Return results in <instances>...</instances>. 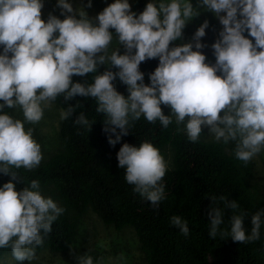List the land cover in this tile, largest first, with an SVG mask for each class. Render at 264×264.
I'll use <instances>...</instances> for the list:
<instances>
[{"label": "clouds", "instance_id": "1", "mask_svg": "<svg viewBox=\"0 0 264 264\" xmlns=\"http://www.w3.org/2000/svg\"><path fill=\"white\" fill-rule=\"evenodd\" d=\"M57 6L62 16L73 13L66 0H58ZM202 6L223 27L211 45L213 65L205 63L206 56L200 51L207 21L196 30L194 44L169 48L170 43L181 41L186 24L200 14L189 0L150 2L138 16L131 12L128 0H115L95 21L80 10L79 18L66 15L60 20L50 14L47 22L41 19V0H0V173L15 181L18 174L13 169L31 171L40 165L41 146L25 124L40 122L44 107L58 97L68 101L76 96L95 99L96 112L106 117L104 131L115 136L109 137V145L128 135L130 126L141 117L150 124L159 121L165 129L175 118L178 126H184L177 131H184L191 142L199 140L202 127L209 129L216 142H234L235 158L247 165L264 150V0H198L197 8ZM221 12L225 15L220 16ZM110 29L125 54L116 48L109 54L114 40ZM246 30L255 43L245 38ZM156 58L159 64L145 86L139 65ZM98 65L118 71L94 75L90 85L72 82L73 76L95 74ZM117 78L127 86V98L115 90ZM161 105L170 108L168 116ZM15 108L21 110L23 120L5 111ZM73 111L72 107L65 109L61 119H68ZM74 123L88 131L93 124L83 112ZM116 158L118 167L125 170L126 182L158 207L165 198L161 181L167 171L159 149L149 142L139 147L124 143ZM11 181L0 186V250H10L15 261L31 264L36 248L64 209L41 194L38 180L19 191ZM219 199L225 202L226 196ZM224 206L233 215L230 231L221 232L222 236L240 244L260 239L264 210L251 217V233L246 234V214L239 212V204ZM222 215L223 209L211 208L210 237L217 235ZM170 222L188 236L187 222L179 215ZM77 264L94 262L86 254L77 257Z\"/></svg>", "mask_w": 264, "mask_h": 264}, {"label": "trees", "instance_id": "2", "mask_svg": "<svg viewBox=\"0 0 264 264\" xmlns=\"http://www.w3.org/2000/svg\"><path fill=\"white\" fill-rule=\"evenodd\" d=\"M148 3L135 0L131 12L138 16ZM66 15L79 18L74 13L55 17L63 20ZM48 17L41 15L45 22ZM110 31L115 35L114 29ZM118 53L125 54L124 48H119ZM158 64L156 58L139 65L145 86L150 84L149 75ZM106 70L118 71L116 67L103 65L97 67L95 74L73 76L72 82L90 85L94 75ZM113 83L115 90L127 98V86L118 78ZM77 103L80 107H76ZM54 104L61 111L75 109L68 119L60 122L58 151L31 171L13 169L18 174L15 181L0 173V186L11 181L18 191L28 187L32 180H38L41 194L64 209L42 245L36 248V255L46 249L66 251L75 240L83 217L91 211L116 231L130 229L145 264H264V225L260 239L251 243L240 244L221 235L230 231L233 215L225 203L237 202L239 212L246 214L243 220L246 234L251 233V217L264 210V187L255 180L254 163L244 165L235 158L234 142L225 145L222 141L204 138L203 129L199 140L191 142L184 131H177L184 126H178L175 118L165 129L159 121L150 124L141 117L130 126L129 134L112 146L108 139L115 136L104 131L106 117L96 112L94 98L76 96L65 101L58 97ZM161 108L165 116L170 114V108L164 105ZM5 111L13 116L14 109ZM82 112L93 122L89 131L74 123ZM116 131L119 133V129ZM142 142L157 147L167 164L161 181L165 185V198L158 207L135 192L134 186L125 180V170L118 167L116 157L120 147L124 143L139 147ZM261 154L264 165V150ZM221 196H226L225 202L219 199ZM211 208L223 209L222 225L214 238L209 235ZM176 215L187 222V237L171 224V217ZM261 219L264 221V216ZM7 251L0 250V257Z\"/></svg>", "mask_w": 264, "mask_h": 264}, {"label": "rangeland", "instance_id": "3", "mask_svg": "<svg viewBox=\"0 0 264 264\" xmlns=\"http://www.w3.org/2000/svg\"><path fill=\"white\" fill-rule=\"evenodd\" d=\"M135 0H128L130 10ZM158 5L159 0H147ZM43 8L41 15L50 14L57 16L61 14V9L57 6L58 0H42ZM73 8V13L78 15L80 10H83L89 19L95 20L96 16L103 11L108 5L115 0H90L91 7H88L89 0H66ZM193 8L200 14L193 17L182 30V39L179 42H172L169 48L178 46L182 43H195L192 38L196 30L205 21L208 22V27L205 29V36L201 38L200 43L204 47L200 50L206 56L205 63L213 65L215 56L211 45L219 39V33L223 30L219 22V18L211 11H206L205 8H197L198 0H189ZM225 15L221 12L220 16ZM239 18V16H238ZM245 38L252 40L254 38L248 36L247 30L243 33ZM112 45L110 46L109 54L112 50L124 48L115 41V35ZM196 51L195 47L192 49ZM259 51V49H258ZM103 65H98L102 67ZM219 75V73H217ZM61 109L54 102L49 106L44 107V115L40 122L36 124H25V129H33V138L41 146L43 159L40 163L47 161L48 157L58 151V131L61 122ZM13 117L23 120L22 112L19 108L14 109ZM205 130L204 138L214 139L209 135V129L202 127ZM255 166V180L264 187V165L261 152L252 160ZM89 255L93 258L94 264H145L144 256L141 253L134 233L130 230L116 231L112 226L104 225L97 217L88 211L82 219L75 240L70 247L64 252H53L48 249L36 255V259L31 264H77V257ZM0 264H28V261H15L11 257L10 250L0 257Z\"/></svg>", "mask_w": 264, "mask_h": 264}]
</instances>
